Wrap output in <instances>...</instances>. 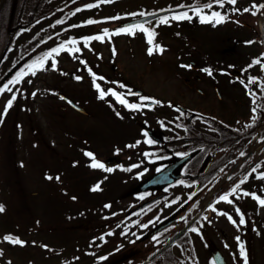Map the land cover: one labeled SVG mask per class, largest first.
<instances>
[{
	"label": "flooded vegetation",
	"instance_id": "obj_1",
	"mask_svg": "<svg viewBox=\"0 0 264 264\" xmlns=\"http://www.w3.org/2000/svg\"><path fill=\"white\" fill-rule=\"evenodd\" d=\"M202 5H211L201 7L202 12L219 11L225 14L226 19L219 22L202 21L200 14L194 11ZM259 5H263L262 0H255V6L253 0H236L235 4L225 0L223 5L215 4L213 0L185 1L181 6L187 8L179 13L187 15L178 19L177 31L173 37H168L165 31H158L156 28L152 30L154 35L151 41L148 34L140 28H136L127 37V55L132 58L131 64L134 63L130 79L132 82L121 83L119 73L118 77L104 81L109 85L100 84V87L105 90L114 88L122 94L123 99L140 103L144 107L129 109L111 93L104 97L100 94L94 97V101H101V106L103 102L110 101L107 112L97 113L100 121L97 127L94 125L96 136L102 142H111L113 150L118 149L119 154H116L115 165L104 163L105 158L115 155L114 153L100 159L106 166L103 169L93 167L90 160L82 161V179L97 180L98 184H102L105 178V181L116 183L115 185L132 179L137 184L175 161H181L176 174L182 176L143 192H121V196L139 199L140 202L162 196L155 199L152 206L140 216L127 214L126 211L120 213L117 208L109 210L106 222L111 223V228L130 231L141 230V225H144L145 231H149L160 222L165 225L157 232L159 236L156 233L145 238L143 233L137 241L122 245L119 251L112 253L100 264H110L120 257L123 259L115 264L143 262L195 215V222L198 221L195 226L200 229L199 232L193 230V222L187 228L188 233L184 239L174 240L145 264L152 259L155 260L153 264H216L214 253L218 254L217 249L227 264L226 248L211 240L206 241L205 236L211 234V231L209 229L207 234L208 226L204 218L209 215L210 220L214 218L211 213L205 214L219 207L222 200H218V196L224 192L230 194L233 185L241 181L243 183L248 170L258 164V150L264 144L260 140V134L253 135L256 123L261 122L264 117V68H261V63H252L255 54H246V61L237 65L229 59L230 51H235L232 47L234 43L245 47L257 45L258 49H262L261 39L260 42L258 40V18H261L263 8ZM245 8L249 10L233 11ZM141 15L144 13L134 18ZM143 24L145 26V22ZM244 34L248 36L247 39H243ZM116 41L117 38L115 48ZM156 45H163V50ZM149 47L153 48L151 53L148 51ZM135 60L140 63H135ZM247 65L251 67H246ZM205 68H211L212 74L205 72ZM235 68L237 72L233 71ZM251 76L257 79L250 81ZM58 95L74 108L68 101L69 96L62 92ZM141 96L155 99L141 100ZM148 104H152V107H147ZM78 111L88 114L86 109ZM241 121H248L247 127L240 131L234 129L233 126ZM121 130L128 133L129 140H126L128 135L120 139L119 133H123ZM148 139L155 143L149 144ZM138 140L140 142L136 143ZM86 143L87 139L84 138L81 148L89 151ZM239 145L243 146L239 148ZM130 147L154 152L151 157L153 165L148 169L127 162L122 164L124 153L121 151ZM108 167L112 171H107ZM114 175L116 177L113 180L111 177ZM133 186L130 187V192ZM118 195V191L111 194L113 197ZM177 196L180 197L179 200H176ZM193 204L196 207H192ZM209 204H214L215 207L210 208ZM97 220L102 223L101 218L97 217ZM103 240L96 241L100 249L103 244L111 245L113 242L116 245L117 242Z\"/></svg>",
	"mask_w": 264,
	"mask_h": 264
},
{
	"label": "rangeland",
	"instance_id": "obj_2",
	"mask_svg": "<svg viewBox=\"0 0 264 264\" xmlns=\"http://www.w3.org/2000/svg\"><path fill=\"white\" fill-rule=\"evenodd\" d=\"M101 1L97 0L92 4L93 7L77 9L72 21L79 22L94 17L102 20L105 16L131 17V13L137 8L141 9H137L139 12L152 13L178 8L181 6V1L190 0H103L104 3ZM173 13L179 12L162 14L146 21L145 26L152 30L154 28L158 31L163 30L168 37H173L178 22ZM163 16L168 17L167 21L160 20ZM260 20L259 17L258 22ZM106 27H101V23L97 25L87 23L65 33L64 37L66 38L71 32L75 35L97 31L105 33L103 30ZM116 28L118 27L113 26L110 31L115 32ZM127 34L115 33L109 37L104 36L103 41L95 44L90 42L92 49L85 50L86 56L82 57V61L77 56H71L60 50L53 53L55 68L47 59L44 67L36 69L35 74L27 73L26 66L23 65L26 75L14 84L7 83L8 89L0 95V186L2 187L0 190L4 193L3 201L8 206L5 213H0V263H101L96 256L95 248L90 247L87 241L93 233L84 231L86 228L81 226L84 223L80 222L78 213L74 220L76 223L73 227L69 225L67 213L72 206H75L71 208L72 211L80 212L85 201L95 204L103 196L94 193L96 195L93 194V198L86 197L87 184L81 177L83 171L81 162L84 160L81 148L83 139H87L86 145L97 159H103L113 153L119 154V151L113 150L111 142L110 144L108 141L102 142L96 136L94 125L97 127L100 121L97 113L107 112L110 101L103 102L102 106L101 101H94V97L99 92L93 86V81L95 79L98 84L109 85L104 81L118 77L120 73L121 83L132 82L130 79L134 63L131 64L132 58L127 55L129 47ZM22 37L23 35L19 34L16 40ZM116 38L117 51L114 53L113 39ZM247 38L248 36L244 34L243 39ZM232 47L235 51H230L229 59L236 65L246 61V54H256L259 50L257 45L245 47L234 43ZM134 62L140 63L138 60ZM89 68L98 74L97 77L94 78L90 74ZM77 76L81 79H77ZM59 92L83 106L88 114H82L67 105L59 97ZM13 93L16 98L7 111H4L6 101ZM121 131L123 133L119 135L120 139H123L128 133ZM126 140H129V135ZM121 152L124 153L122 164L127 162L148 169L153 165V160L149 158L155 154L154 152H144L131 147ZM71 161L76 162V167L70 166ZM114 176L111 179H115ZM133 181L129 179L128 182L117 185L108 183L104 192L110 194L113 188L120 191ZM236 203L234 198L228 201L222 200L217 209L206 212L205 215L211 213L214 218L210 220V215L204 218L208 226L207 234L209 229L211 231L205 239L226 248L227 264H245L248 253L251 255L250 264H264V205L256 207L248 231L239 223L241 211ZM229 215L232 217L231 220L228 218ZM88 224L91 226L95 224L94 227L87 228L88 230L97 229L95 221ZM5 233L15 234L25 243L5 240L3 236ZM246 235L250 240L248 242L250 252L247 251L241 256V245L245 250ZM85 249L91 252L87 254ZM232 253L234 255H231Z\"/></svg>",
	"mask_w": 264,
	"mask_h": 264
},
{
	"label": "trees",
	"instance_id": "obj_3",
	"mask_svg": "<svg viewBox=\"0 0 264 264\" xmlns=\"http://www.w3.org/2000/svg\"><path fill=\"white\" fill-rule=\"evenodd\" d=\"M33 1L34 0H0V87L11 81V75L18 72L21 63H29L33 59V55H31L30 51L34 46L42 44V41H46L50 36L59 37L60 33L57 30L53 31V22L44 23V29L40 32H36L32 28L36 23L41 22L46 17L45 15L58 10L59 6L49 7L44 4H39V6L36 7L33 5ZM63 10L72 15L75 9L73 7L69 9L64 7ZM64 15L65 13L62 16L59 15L60 17H54V21H62ZM86 21H91V19ZM21 32L24 33L23 37L20 40H16L17 35L21 34ZM1 93L2 92H0V95ZM247 123L248 121H245L234 126V128L242 130L247 127ZM261 138H264V130L262 131ZM242 146L243 145H239V148ZM254 169L255 171L250 173V180H247L241 188L246 191H239L237 197V204L243 214L246 224H250V220L253 217V206L261 205L251 196V193L255 192L257 195L264 197V177L257 175V173L264 171V152L259 158V165ZM102 202L104 204L103 200ZM117 202L120 204L121 199L119 198ZM84 203L89 206L95 205L86 201ZM0 204L4 206L3 209L7 206L2 198H0ZM86 212L87 211H84L80 213V215H85ZM74 218L69 220L71 224L75 223ZM135 233L136 232H132V235Z\"/></svg>",
	"mask_w": 264,
	"mask_h": 264
},
{
	"label": "snow or ice",
	"instance_id": "obj_4",
	"mask_svg": "<svg viewBox=\"0 0 264 264\" xmlns=\"http://www.w3.org/2000/svg\"><path fill=\"white\" fill-rule=\"evenodd\" d=\"M224 2H225V0H213V3H215L217 5H223ZM229 2L232 3V4H235L236 0H229ZM253 4L255 6V0H253ZM91 6L92 5H90V4L82 5V7H84V8H88V7H91ZM201 7H211V5H202V6H198V7H196L194 9V11H196V12H198L200 14V19L202 21H204V20H215L216 22H219V21H222V20L226 19L225 14H223V13H221L219 11H212L210 13H205V12H202L200 10ZM259 7L264 8V5H259ZM248 10L249 9H247V8H245V9H233V11H248ZM131 15H134V13L131 14ZM172 15L176 19H181L183 16H186L187 13H173ZM167 19H168V17H166V16L160 17V20H163V21H167ZM89 22L90 21H82V23H89ZM136 28H140L146 34H148L149 39L151 41V37L154 35V33H153L151 28L145 27L143 23L124 24L122 27H118V28L114 29V31L117 32V33H133ZM104 32L107 33L108 29H104ZM80 39L83 40L85 43H87L89 40L93 39V37L89 35V36L80 37ZM96 39H103V36L97 35ZM68 42H70L71 45H72V47L68 48L69 52L77 50L75 48L76 38L75 37H69L67 42L58 44L55 47L48 49V51L46 53H44L42 56L37 57L36 59L30 61L28 63V65L26 66L27 73L35 74V70L36 69H42L44 67V65H45V60L49 56H51L53 53L59 52L62 48H64L66 46V43H68ZM247 43H251V41H247ZM156 47L159 48L162 51L164 46L163 45H156ZM148 51H149V53H151L153 51V48L149 47ZM261 55L264 56V53H262ZM257 62H258L257 59L253 58L252 63L255 64ZM51 66L53 68L56 67V63H55L54 60L52 61ZM185 67H191V65H185ZM246 67H251V65H247ZM261 68H264V64H261ZM203 70L205 72H207L209 75L212 74V69L211 68H205ZM88 71L90 72V74L94 78L97 77L98 74L96 72H93L90 68H89ZM221 71H223V69ZM25 75H26L25 69L22 68L19 72L16 73L15 76L12 77V79H11V81H9V83L14 84L18 80H20L21 77H23ZM76 78L77 79H81V77H79V76H77ZM256 79H257V77H255V76L249 77L250 81H255ZM93 86L95 88L99 89V94H100L101 97H104L108 93H111V94H113L116 97L117 100H119L122 104L126 105L129 109H139L141 107H144V105H142L140 103L129 102L128 100L123 99L122 94L120 92L116 91L114 88H107V90L102 89L100 87V84L95 82V79L93 81ZM6 89H8V84H3V86L0 87V92H4ZM250 95H251V93H250ZM15 98H16L15 97V93H13L11 98H9L6 101L4 111H7L8 107L12 105L13 100ZM140 99L141 100H154L155 98L147 97V96H141ZM157 103H160V101H157ZM146 106L150 108V107H152V104H148ZM253 111H255V109H253ZM117 114L119 115V113H117ZM139 142H140L139 140L136 141V143H139ZM148 143L152 144V143H155V141H153L151 139H148ZM117 151H118V149H117ZM86 155L88 157L92 158L90 160V163H91V165L93 167H99V168H102V169L106 167L105 164L101 160L95 158V154L92 151H86ZM106 170L107 171H112V168L108 167ZM253 171H255V169H253ZM137 175H139V173H137ZM257 175L260 176V177H264V171H261V172L257 173ZM247 179H248V176H244V180H247ZM239 183H242V181L238 182L237 185H233V187L230 189V191L231 192H236L238 190L239 191H246L244 189L239 188ZM92 187H93V189H96V188L99 187V184H94ZM251 196H253L261 205H264V197H261V196L257 195V193H255V192H252ZM179 199H180V197L177 196L176 200H179ZM217 199L218 200H223V201H228L230 199L229 198V192H224L223 195L218 196ZM3 207L4 206L2 204H0V210H3ZM192 207H196V205L193 204ZM208 207L213 208V207H215V205L214 204H209ZM189 211H191V209H189ZM221 211H223V210H221ZM237 211L239 212V208H237ZM228 218L231 220L232 219L231 215H229ZM181 219H184V218L181 217ZM133 223H135V221H133ZM149 223H151V221H149ZM233 223H236V221H233ZM239 223L240 224H244L245 223V220L243 218V214H241V216H240ZM141 226L143 227L144 225H141ZM193 230L196 231V232L200 231V229L197 228L195 225H193ZM157 235H159V233H157ZM4 239L5 240H9V241H11L13 243H19V244H24L25 243L24 240H21L18 237L12 236L11 234L5 235ZM153 239H155V237H153ZM237 239H239V237H237ZM44 247L47 248L48 246L44 245ZM244 255H245V252H244L243 246L241 245V256H244ZM245 264H247V262H245Z\"/></svg>",
	"mask_w": 264,
	"mask_h": 264
},
{
	"label": "water",
	"instance_id": "obj_5",
	"mask_svg": "<svg viewBox=\"0 0 264 264\" xmlns=\"http://www.w3.org/2000/svg\"><path fill=\"white\" fill-rule=\"evenodd\" d=\"M178 9H169V10H163V11H159V12H156V13H153V14H150V15H147L145 17H142L138 20H135V21H131V22H136V21H144L146 19H150V18H154L156 16H159L161 14H164L166 12H171V11H176ZM261 37H262V44H263V49H264V18H263V22H262V26H261ZM264 58V56H263ZM115 157H110L108 159H106V162L107 163H114L115 161ZM173 174V168L171 167H165L164 169H162L161 171L153 174L152 176H150L149 178H147L146 180L140 182L138 185L135 186V188L133 189V191H141V190H144V189H147L149 186H153V185H156V184H159L161 183L163 180H165L168 176L172 175ZM148 202L150 201H146L144 202L142 205L136 207V208H140L141 206L147 204ZM136 208L134 209H131L129 212L135 210ZM194 219V218H193ZM193 219L188 222L180 231H178L169 241V243L174 240L177 236H179L184 230L185 228L193 221ZM159 228V227H158ZM156 228V230L158 229Z\"/></svg>",
	"mask_w": 264,
	"mask_h": 264
}]
</instances>
